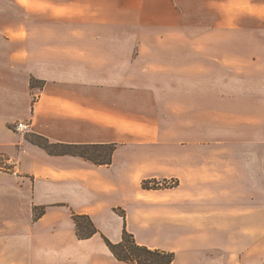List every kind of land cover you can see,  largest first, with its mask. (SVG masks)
Returning a JSON list of instances; mask_svg holds the SVG:
<instances>
[{
  "label": "crops",
  "instance_id": "1",
  "mask_svg": "<svg viewBox=\"0 0 264 264\" xmlns=\"http://www.w3.org/2000/svg\"><path fill=\"white\" fill-rule=\"evenodd\" d=\"M253 18L264 20V0H0V264H127L99 234L78 238L74 214L113 242L126 226L140 244L174 252L172 264H263L264 57L254 54L264 47L189 42L195 20L219 40L223 22L231 31ZM126 20L167 31L127 51L140 53L131 66L167 54L156 82L163 124L103 107L94 92L95 82L125 84L126 67L124 34L94 22ZM30 134L116 143L113 162L49 154Z\"/></svg>",
  "mask_w": 264,
  "mask_h": 264
},
{
  "label": "rangeland",
  "instance_id": "2",
  "mask_svg": "<svg viewBox=\"0 0 264 264\" xmlns=\"http://www.w3.org/2000/svg\"><path fill=\"white\" fill-rule=\"evenodd\" d=\"M172 1L174 3H177L178 0H172ZM168 22L170 21H167V19H163L160 21V23L163 24H167ZM157 23L159 22L156 20H141L140 22H132L127 20L124 22H94V24H97L94 25V31L96 29L100 30L102 27L108 29H110L109 27L111 28L117 27V29H119L124 34L123 39L126 47V53L124 54V56L126 59V67L124 71L125 84L101 85V84H96L95 82L93 87H94V92H97V89L101 90L99 94L101 99L99 100V102L102 104L103 107H108L111 109H119V111L122 110L126 114L136 117L142 121L150 120L152 122H157L160 120L163 124L164 84H163V80H161L162 82H159L158 84L156 82H158V79L161 78L163 79V77L166 74L165 73L166 69L163 68L164 66L163 64L169 62V59L166 56L167 54L144 53L141 54V58H140L142 63L137 62L135 66H131L130 62L133 60V57L136 59L137 56L140 55V53H138L137 51H135L134 53L127 52L129 48L128 46L130 45L131 46L134 45L136 47H139V45H145V46L155 45L158 44L159 39L164 38V36H162L161 34L167 36V31L162 30V28L159 29L161 32L157 30L156 28ZM191 25H193L194 28H192L191 26L189 27L190 33L193 32L196 34L195 36L192 35L189 38V42L191 41L190 43L193 44L228 43L227 40L231 39L232 43H234V41H237V43L244 44L246 43V40H248L247 42L249 44H252L253 46L264 47V20L262 19L253 18L250 20L249 19L239 20L237 21L236 25L231 27V31H229L230 29L228 30L224 27L225 23L223 22L220 30H216L215 32L221 35V38L219 39L220 41L217 40L215 37H208L211 36L213 33L212 30H210L209 26L204 25L196 20ZM98 32H101V30ZM159 33H161L160 34L161 36L159 35ZM203 33H205V36H203ZM229 33H231L232 37L233 35L236 36V39H234V37L233 38L229 37ZM159 43H168V42L161 41ZM254 55L264 57V52L256 53ZM151 62L157 64L158 67L147 66L148 63ZM94 73L96 75V73H98L97 70H95ZM94 81H96L95 77H94ZM36 86H42V83L39 82ZM100 86L103 89H101ZM95 103L96 102L94 101V104ZM15 125L13 129L17 131L15 129ZM26 125L28 126L27 130L17 131V132L28 131L30 126L28 124ZM149 181H157V180H149ZM157 185L159 187L161 186L164 187V186H169L170 183L157 181ZM171 185L173 186L175 185V183L172 182ZM118 214L122 216V211L119 210Z\"/></svg>",
  "mask_w": 264,
  "mask_h": 264
},
{
  "label": "trees",
  "instance_id": "3",
  "mask_svg": "<svg viewBox=\"0 0 264 264\" xmlns=\"http://www.w3.org/2000/svg\"><path fill=\"white\" fill-rule=\"evenodd\" d=\"M40 81L31 79L30 85L35 87ZM42 83V82H41ZM30 142L44 148L52 155H73L82 157L96 165H111L113 154L116 150L115 143L108 144H64L52 143L47 138L31 134L28 136ZM143 188H158L157 181L144 180ZM43 211V210H42ZM40 212V214L42 213ZM117 211V210H116ZM118 212V211H117ZM39 212H36L38 214ZM77 236L87 239L94 235H100L112 254L120 261L127 264H172L175 259L174 252H168L157 248H151L138 243L126 226L123 228L122 238L119 242L111 241L94 224L89 215L74 214ZM264 264V263H263Z\"/></svg>",
  "mask_w": 264,
  "mask_h": 264
},
{
  "label": "built area",
  "instance_id": "4",
  "mask_svg": "<svg viewBox=\"0 0 264 264\" xmlns=\"http://www.w3.org/2000/svg\"><path fill=\"white\" fill-rule=\"evenodd\" d=\"M15 129L17 131H24V130H27L28 129V126L26 124H24L23 122H18L16 125H15Z\"/></svg>",
  "mask_w": 264,
  "mask_h": 264
}]
</instances>
